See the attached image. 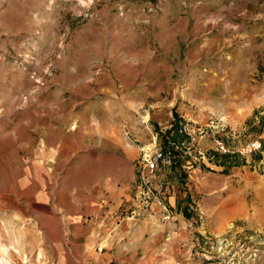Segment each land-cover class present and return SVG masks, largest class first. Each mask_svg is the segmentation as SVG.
<instances>
[{
    "label": "rangeland",
    "instance_id": "1",
    "mask_svg": "<svg viewBox=\"0 0 264 264\" xmlns=\"http://www.w3.org/2000/svg\"><path fill=\"white\" fill-rule=\"evenodd\" d=\"M13 198L43 209V230L0 213L14 264H52L64 217L100 227L98 264H148L147 240L153 264H264V0H0V212Z\"/></svg>",
    "mask_w": 264,
    "mask_h": 264
},
{
    "label": "crops",
    "instance_id": "2",
    "mask_svg": "<svg viewBox=\"0 0 264 264\" xmlns=\"http://www.w3.org/2000/svg\"><path fill=\"white\" fill-rule=\"evenodd\" d=\"M12 200L16 206L13 205L12 207H6L5 210L0 213H12L15 218L26 212L28 214L31 213L32 216H28L29 219H33V221L40 227L38 229L43 230L40 220L43 209L40 206H23L20 204V200L16 198H13ZM50 219L51 218L49 217L48 222ZM61 224L64 229L59 235L60 238L56 236V233L51 231V228H48L50 226L49 223L44 224L47 226L44 228L47 231L45 239L48 243L52 264H98L99 262H105L108 260V258L102 256L100 252L96 251V247L99 245V240L95 236H97L98 232L101 230L100 227H94V223L91 221H78L67 217L62 219ZM150 242L151 240L145 242L146 252L144 260L145 262H148V264H153L158 261V258L155 257V255H152L149 248L151 246ZM169 255L171 260H175L174 255L170 253ZM23 263H26V260H23ZM0 264L14 263L10 261L8 254L0 250Z\"/></svg>",
    "mask_w": 264,
    "mask_h": 264
},
{
    "label": "built area",
    "instance_id": "3",
    "mask_svg": "<svg viewBox=\"0 0 264 264\" xmlns=\"http://www.w3.org/2000/svg\"><path fill=\"white\" fill-rule=\"evenodd\" d=\"M177 133L187 138L192 135L191 130L186 126V124H181L177 129ZM180 145L169 143L168 146L164 147L155 146L154 150L149 155H147V158L144 161V168L147 173H158L164 169L170 168L173 164L174 150L180 149V151H183V149H186L182 143Z\"/></svg>",
    "mask_w": 264,
    "mask_h": 264
},
{
    "label": "trees",
    "instance_id": "4",
    "mask_svg": "<svg viewBox=\"0 0 264 264\" xmlns=\"http://www.w3.org/2000/svg\"><path fill=\"white\" fill-rule=\"evenodd\" d=\"M169 132H170L171 134H173V136H172V140H173V141H176V140H178L179 138H183V137H184V136H182V135H178L177 130H176L175 127H173V129H171ZM182 153H183V151H182Z\"/></svg>",
    "mask_w": 264,
    "mask_h": 264
}]
</instances>
